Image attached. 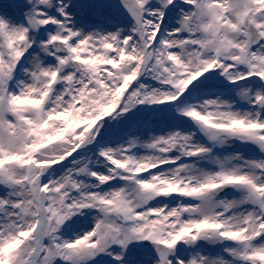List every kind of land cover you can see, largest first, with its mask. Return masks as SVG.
<instances>
[{
	"label": "snow or ice",
	"instance_id": "obj_1",
	"mask_svg": "<svg viewBox=\"0 0 264 264\" xmlns=\"http://www.w3.org/2000/svg\"><path fill=\"white\" fill-rule=\"evenodd\" d=\"M0 264H264V0H4Z\"/></svg>",
	"mask_w": 264,
	"mask_h": 264
},
{
	"label": "rangeland",
	"instance_id": "obj_2",
	"mask_svg": "<svg viewBox=\"0 0 264 264\" xmlns=\"http://www.w3.org/2000/svg\"><path fill=\"white\" fill-rule=\"evenodd\" d=\"M4 3V2H3ZM2 2L0 4H3Z\"/></svg>",
	"mask_w": 264,
	"mask_h": 264
}]
</instances>
